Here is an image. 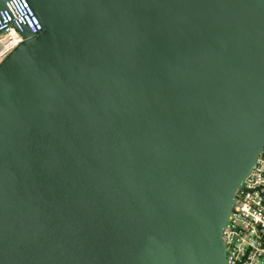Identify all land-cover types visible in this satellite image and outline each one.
Listing matches in <instances>:
<instances>
[{"label":"water","instance_id":"1","mask_svg":"<svg viewBox=\"0 0 264 264\" xmlns=\"http://www.w3.org/2000/svg\"><path fill=\"white\" fill-rule=\"evenodd\" d=\"M26 2L40 30L0 60V264H226L264 147V0Z\"/></svg>","mask_w":264,"mask_h":264},{"label":"built area","instance_id":"2","mask_svg":"<svg viewBox=\"0 0 264 264\" xmlns=\"http://www.w3.org/2000/svg\"><path fill=\"white\" fill-rule=\"evenodd\" d=\"M23 27L40 30L26 0H10L0 10V59L22 42ZM221 240L226 264H264V147L234 195Z\"/></svg>","mask_w":264,"mask_h":264},{"label":"rangeland","instance_id":"3","mask_svg":"<svg viewBox=\"0 0 264 264\" xmlns=\"http://www.w3.org/2000/svg\"><path fill=\"white\" fill-rule=\"evenodd\" d=\"M1 60V59H0Z\"/></svg>","mask_w":264,"mask_h":264}]
</instances>
